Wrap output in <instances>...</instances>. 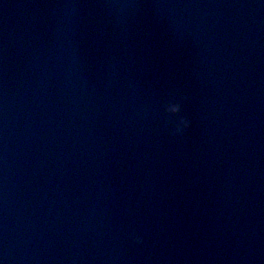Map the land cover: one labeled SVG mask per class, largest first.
I'll return each instance as SVG.
<instances>
[{
	"label": "water",
	"instance_id": "obj_1",
	"mask_svg": "<svg viewBox=\"0 0 264 264\" xmlns=\"http://www.w3.org/2000/svg\"><path fill=\"white\" fill-rule=\"evenodd\" d=\"M0 264H264V0H0Z\"/></svg>",
	"mask_w": 264,
	"mask_h": 264
},
{
	"label": "clouds",
	"instance_id": "obj_2",
	"mask_svg": "<svg viewBox=\"0 0 264 264\" xmlns=\"http://www.w3.org/2000/svg\"><path fill=\"white\" fill-rule=\"evenodd\" d=\"M187 99V96H180L179 98L173 96L163 106L165 127H167L169 123L174 125V127L172 128L173 136H182L191 127L192 121L188 116L182 114V104L183 102L187 101ZM149 115V110L145 108L142 112V118L147 119ZM129 238L136 245H141L144 242L142 237L136 233H131Z\"/></svg>",
	"mask_w": 264,
	"mask_h": 264
}]
</instances>
